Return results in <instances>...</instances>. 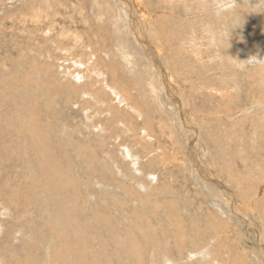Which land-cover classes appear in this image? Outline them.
<instances>
[{
  "label": "rangeland",
  "instance_id": "1",
  "mask_svg": "<svg viewBox=\"0 0 264 264\" xmlns=\"http://www.w3.org/2000/svg\"><path fill=\"white\" fill-rule=\"evenodd\" d=\"M0 264H264V0H0Z\"/></svg>",
  "mask_w": 264,
  "mask_h": 264
},
{
  "label": "bare ground",
  "instance_id": "2",
  "mask_svg": "<svg viewBox=\"0 0 264 264\" xmlns=\"http://www.w3.org/2000/svg\"><path fill=\"white\" fill-rule=\"evenodd\" d=\"M140 4H141V3H140ZM142 11H143V10H142ZM139 14H140V13H139ZM177 104H178V103H177ZM42 157H43L44 159L47 160V163H48L49 167H46V166H45V168H46L45 171H46V173L48 174V176L51 177V169H52V168H51L50 162H51L52 159H51L50 157H48V152H46V151L43 153V156H42Z\"/></svg>",
  "mask_w": 264,
  "mask_h": 264
}]
</instances>
